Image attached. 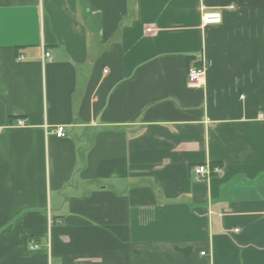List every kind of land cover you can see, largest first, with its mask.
I'll return each mask as SVG.
<instances>
[{"label": "crops", "instance_id": "1", "mask_svg": "<svg viewBox=\"0 0 264 264\" xmlns=\"http://www.w3.org/2000/svg\"><path fill=\"white\" fill-rule=\"evenodd\" d=\"M0 264H264V0H0Z\"/></svg>", "mask_w": 264, "mask_h": 264}, {"label": "built area", "instance_id": "2", "mask_svg": "<svg viewBox=\"0 0 264 264\" xmlns=\"http://www.w3.org/2000/svg\"><path fill=\"white\" fill-rule=\"evenodd\" d=\"M204 24H220L222 22V15L218 12H206L203 15ZM46 58H50V54H46ZM205 75V71L198 67H192L189 70L188 74V86L189 87H197L201 84L203 77ZM19 125H24L23 121L19 122ZM55 135L58 138L66 137V129L64 126H59L54 131ZM221 173L220 168H214V171L210 169L208 165H199L194 166L191 170L192 176L196 182H200L209 178L212 173ZM32 250H37L38 246L34 245L31 247Z\"/></svg>", "mask_w": 264, "mask_h": 264}]
</instances>
